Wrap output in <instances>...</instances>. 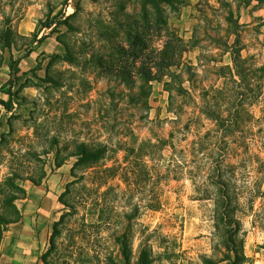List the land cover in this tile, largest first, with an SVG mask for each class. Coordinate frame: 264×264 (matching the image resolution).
I'll return each mask as SVG.
<instances>
[{"label": "rangeland", "instance_id": "rangeland-1", "mask_svg": "<svg viewBox=\"0 0 264 264\" xmlns=\"http://www.w3.org/2000/svg\"><path fill=\"white\" fill-rule=\"evenodd\" d=\"M175 1H159L155 14L149 0H0V98L10 57L20 59L12 106H0V212L10 209L9 183L41 198L29 214L38 215L31 223L47 264H139L141 254L149 264H226L227 217L242 264H264V99L244 103L241 132L177 125L204 89L223 84L215 68L232 64L229 16L242 56L264 64L263 0ZM143 12L163 14L182 38L170 70L191 99L174 89L170 97L168 75L148 87L106 69L123 48L144 54L128 34ZM164 39L155 34L148 48ZM84 148L101 157L88 159Z\"/></svg>", "mask_w": 264, "mask_h": 264}, {"label": "trees", "instance_id": "trees-1", "mask_svg": "<svg viewBox=\"0 0 264 264\" xmlns=\"http://www.w3.org/2000/svg\"><path fill=\"white\" fill-rule=\"evenodd\" d=\"M159 1L171 7H174L176 2L175 0H149V4L154 8L155 14ZM249 4L250 0H243L242 2L244 6ZM142 14L141 19L134 18L128 25V34L132 40L130 44L133 47L144 50V54L140 55L135 49L127 50L123 48L124 57L118 63L116 62L117 66H106V69L114 72L118 78L131 81L132 83L137 79H142L148 87H150L151 81L161 80L163 76L168 75L170 79L165 82V85L170 97H172L171 91L174 89L191 99L193 93L184 88L185 79L182 74L170 70L173 66L179 65L182 53L185 50L182 38L168 29L167 18L163 14L159 17V20L156 17L153 20H149L148 12H143ZM227 19L231 25V32L235 36L231 44L225 42L231 55L232 64L216 66L215 73L218 74L219 78H223V84L221 86L214 85L211 90L204 89V95L199 98L198 102L194 99V110L189 114L183 115L181 121L177 123L183 130L182 132H241L244 122V103L249 99L251 101L259 98L264 99V83L260 84L261 82L258 80L259 84H255L259 91L250 88V84L255 81L258 72L260 73L259 79L264 78V64L250 63V58L242 56L241 50L243 47L240 44L239 24L233 20L232 16ZM155 34L157 36L164 35L165 39L160 48H148L149 42H147V39L151 43ZM129 56L133 58L131 61H129ZM138 58H141L139 63L136 62ZM19 61V58L10 57L9 79L7 81L9 87L4 92L8 98L6 100L0 98V106L7 111L10 110L13 97L15 96L13 87L18 80ZM193 96L197 97L196 95ZM197 143L199 142L195 144ZM192 147L195 148V146ZM99 150L100 148L95 151L84 148L81 154L88 159H97L101 157ZM204 154L207 157H211L209 152L204 151ZM206 163L204 164L206 165ZM34 183L38 184L36 181ZM9 186L15 189V192L5 196L4 202L10 209L7 213L0 212V241L6 226L17 222L21 217L15 200L23 199L26 196L25 189L15 182L9 183ZM225 221L230 228L229 232H231L227 236V252L224 260H227L226 264H242L245 256L238 248L234 236V230L236 229H232V222L235 223V220L227 217ZM235 227L237 228V226ZM149 262L147 255H140L139 264H149ZM43 263L47 264L44 258Z\"/></svg>", "mask_w": 264, "mask_h": 264}, {"label": "crops", "instance_id": "crops-1", "mask_svg": "<svg viewBox=\"0 0 264 264\" xmlns=\"http://www.w3.org/2000/svg\"><path fill=\"white\" fill-rule=\"evenodd\" d=\"M43 186L44 181H39L38 184L34 185L33 193L38 192L39 195L37 196L43 195ZM20 200L29 203L23 209L19 208L20 219L17 222L8 224L3 231L0 241V264H44L40 242L30 217L32 215L35 219L38 215L35 213L29 214L32 202L41 200V198L33 199L26 195L25 198Z\"/></svg>", "mask_w": 264, "mask_h": 264}]
</instances>
